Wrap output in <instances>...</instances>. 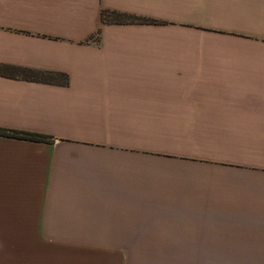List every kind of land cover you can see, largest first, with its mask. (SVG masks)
I'll return each instance as SVG.
<instances>
[{
    "label": "crops",
    "instance_id": "crops-1",
    "mask_svg": "<svg viewBox=\"0 0 264 264\" xmlns=\"http://www.w3.org/2000/svg\"><path fill=\"white\" fill-rule=\"evenodd\" d=\"M0 129V224L264 256V0H0Z\"/></svg>",
    "mask_w": 264,
    "mask_h": 264
},
{
    "label": "rangeland",
    "instance_id": "rangeland-1",
    "mask_svg": "<svg viewBox=\"0 0 264 264\" xmlns=\"http://www.w3.org/2000/svg\"><path fill=\"white\" fill-rule=\"evenodd\" d=\"M39 229L0 224V264H264V256L174 255L204 252V242L57 241Z\"/></svg>",
    "mask_w": 264,
    "mask_h": 264
},
{
    "label": "trees",
    "instance_id": "trees-1",
    "mask_svg": "<svg viewBox=\"0 0 264 264\" xmlns=\"http://www.w3.org/2000/svg\"><path fill=\"white\" fill-rule=\"evenodd\" d=\"M123 18H126L123 14H116V13H102V19H105L107 21L110 20H116L120 21ZM12 73L14 74H20L21 76H24L26 78L41 80V81H51V82H60V83H66L67 78L64 74H56V73H47V72H41V71H34V70H13ZM0 134H11L6 132L5 130L0 129ZM12 135H17L20 137H28V138H34V139H41L45 136L41 134L36 133H28V132H14Z\"/></svg>",
    "mask_w": 264,
    "mask_h": 264
}]
</instances>
